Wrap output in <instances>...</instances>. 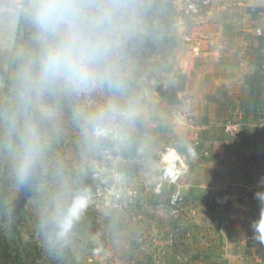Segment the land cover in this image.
I'll use <instances>...</instances> for the list:
<instances>
[{"label": "clouds", "instance_id": "obj_1", "mask_svg": "<svg viewBox=\"0 0 264 264\" xmlns=\"http://www.w3.org/2000/svg\"><path fill=\"white\" fill-rule=\"evenodd\" d=\"M156 7V0H0V163L14 188L41 197L38 227L50 252L70 243L92 200L77 179L83 169L52 158L66 117L82 161L119 159L146 118L132 53L150 35ZM253 197L260 206L253 238L264 245V176Z\"/></svg>", "mask_w": 264, "mask_h": 264}, {"label": "rangeland", "instance_id": "obj_2", "mask_svg": "<svg viewBox=\"0 0 264 264\" xmlns=\"http://www.w3.org/2000/svg\"><path fill=\"white\" fill-rule=\"evenodd\" d=\"M237 2L156 0L150 35L132 53L133 87L141 97L146 118L136 121L133 140L118 160L97 157L82 161L77 132L66 117L52 158L61 159L70 171L83 169L77 179L92 193L66 247L51 252L45 248L38 227L41 197L29 188H14L0 163V264H5L2 256L7 246L12 255L18 249L29 253V264H222L218 250L227 239L224 242L221 233L216 234L214 225L223 224L234 229L228 241L237 246L234 250L239 243L245 248L240 227L246 219L236 218L242 210L215 201L225 194L216 193L214 198L202 193L201 187L190 186L200 177L198 168L186 160L188 149L201 147L200 135L190 129L202 118L183 103L186 98H180L183 84L179 72L184 52L190 49L187 43L217 36L220 31L213 26L222 11ZM167 149L178 153L184 162L178 179L183 200L178 206L168 203V188L163 194L156 192ZM128 150L135 151L132 163L137 165L136 171L120 172L116 167ZM117 173L121 180L115 179ZM251 259L247 261L251 263Z\"/></svg>", "mask_w": 264, "mask_h": 264}, {"label": "crops", "instance_id": "obj_3", "mask_svg": "<svg viewBox=\"0 0 264 264\" xmlns=\"http://www.w3.org/2000/svg\"><path fill=\"white\" fill-rule=\"evenodd\" d=\"M236 1L237 5L222 11V17L213 26L220 33L188 42L190 49L180 62L183 84L180 98H186L183 103L202 118L201 123L190 129L200 135L201 147L195 149L197 158L187 156L186 160L199 171L200 179L190 183L193 189L201 187L202 193L211 196L216 193L225 194L221 197L235 196L245 204V208L237 206L242 213L240 217L236 215L238 219H246L240 227L245 248L239 243L236 251L237 246L229 244L233 227L214 225L216 234L221 233L218 236L224 242L227 239L226 245L218 250L223 255L221 263L264 264V245L254 240L251 228L260 207L253 193L264 176V111L259 110L260 106L264 108V102L258 104L248 99L256 70L252 47L256 44L255 36L264 31V0ZM228 123H235L237 131L226 130ZM248 257L252 258L251 263Z\"/></svg>", "mask_w": 264, "mask_h": 264}, {"label": "trees", "instance_id": "obj_4", "mask_svg": "<svg viewBox=\"0 0 264 264\" xmlns=\"http://www.w3.org/2000/svg\"><path fill=\"white\" fill-rule=\"evenodd\" d=\"M256 44L254 47H252V63L255 65L256 70L254 71L251 83H250V92L248 95L249 100H254L255 103H263L264 102V31H262L259 35L255 36ZM175 93V91H174ZM259 107V106H258ZM259 110L264 111L263 107H259ZM258 110L257 107H255V115L257 116ZM134 152L128 150L124 154L125 160L117 165V170L120 172H135L137 165L132 163V160L134 159ZM264 156V155H263ZM262 160H264V157H262ZM166 188L164 187L161 194L165 193ZM172 189H167L168 193V203L169 201V193ZM249 229V228H248ZM250 235L252 234L251 231L248 232ZM252 236V235H251ZM249 245V241H248ZM10 247L7 246L4 249L3 253V260L5 264H29L28 258L29 253L24 252L23 249H18V251L15 253V255H12V250Z\"/></svg>", "mask_w": 264, "mask_h": 264}, {"label": "built area", "instance_id": "obj_5", "mask_svg": "<svg viewBox=\"0 0 264 264\" xmlns=\"http://www.w3.org/2000/svg\"><path fill=\"white\" fill-rule=\"evenodd\" d=\"M225 129L230 132H235L237 131V125L235 123H228L225 126ZM163 161L164 165L161 168L159 176L160 181L156 187V192L161 194L164 187L169 190L172 189L169 193L170 204L178 206L183 200V193L181 186L178 184V179L184 172V162L178 153L170 149H167V151L163 154ZM217 203L222 207L230 203L238 207L245 208L239 200H235L234 197L230 195L218 198Z\"/></svg>", "mask_w": 264, "mask_h": 264}]
</instances>
